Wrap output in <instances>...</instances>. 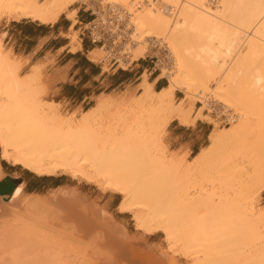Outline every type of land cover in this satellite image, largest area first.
Wrapping results in <instances>:
<instances>
[{
  "label": "bare ground",
  "instance_id": "obj_1",
  "mask_svg": "<svg viewBox=\"0 0 264 264\" xmlns=\"http://www.w3.org/2000/svg\"><path fill=\"white\" fill-rule=\"evenodd\" d=\"M140 1L0 0V17L7 14L16 21L30 19L43 25L56 23L73 4H85L100 18L117 24L116 29L110 24L117 38L111 50L99 46L89 53L90 59L99 60L98 52L103 51L106 57L116 56L126 70L124 58L131 65L152 53L163 68L161 77L168 81L156 90L155 82L144 76L138 97L117 101L118 97L104 95L80 119L74 114L65 117L60 104L43 99L48 87L39 66L23 72L20 58L4 48L0 37V179L4 177L1 161L40 177L69 175L102 192L121 195L118 211L132 216L136 230L164 234L169 251L180 247L182 257L193 264H248L245 252L239 259L231 257L237 250L231 246V233L237 232V221L241 232L264 240V213H256L253 206L258 191L264 190V0H158L160 5L147 0L145 6ZM76 14L71 11L67 18L74 23ZM70 40L71 50H78L77 37ZM166 49L171 58L163 63L159 54ZM170 60L172 70L165 69ZM212 83L216 87L210 91ZM177 91L185 96L176 104ZM192 98L207 103V114L213 112L212 104L241 119L232 128L211 132L209 145L186 165L167 155L161 133L174 120L195 124ZM112 105L130 108L135 117L103 134L94 123ZM208 166L235 171L234 176L243 174L242 168L252 173L243 175L248 181L225 180L233 195L218 201L220 205L214 207L222 210L217 212L211 209L212 200L208 205L203 200L205 188L191 178ZM21 194L18 186L7 201L0 199L4 225L0 264H181L156 243L131 239L125 224L74 189L59 187L48 197ZM227 202L236 203L226 216ZM201 215L204 220L199 224ZM38 228L98 248L102 257L67 252V246L52 248L50 237ZM200 251L204 259L197 255ZM249 253L257 264L264 262V245Z\"/></svg>",
  "mask_w": 264,
  "mask_h": 264
},
{
  "label": "crops",
  "instance_id": "obj_2",
  "mask_svg": "<svg viewBox=\"0 0 264 264\" xmlns=\"http://www.w3.org/2000/svg\"><path fill=\"white\" fill-rule=\"evenodd\" d=\"M80 9L81 7L77 10L78 23L88 22L91 19L90 15L84 9L82 11ZM71 25L69 19L62 17L56 23L47 25L23 19L3 24L0 31L6 50L20 58L24 65L23 69H30L34 65L42 68L44 82L48 87V101L56 102L73 111L89 110L96 105L99 97L104 95L114 97L117 94L132 92L141 83L138 82L149 70L148 67L141 69L139 64H134L130 70L118 68L105 70L103 65L90 59L89 53L95 48L85 36L80 35L78 39L80 45L75 44L78 50L73 52L71 40L67 37L72 29ZM151 82H155L156 90L165 87L158 78ZM210 131L209 124L201 119L192 126H184L174 120L167 129L170 150L188 149L190 156L194 157L206 147ZM1 164L4 177L0 183L9 184L13 189L18 185L22 186L24 195H48L52 190L63 186L74 188L62 180L64 176H34L35 174L20 166H13L5 161ZM10 194L9 191L0 192V198L7 201ZM119 197L117 194L104 193L101 202H104V207L116 202L118 210L121 202Z\"/></svg>",
  "mask_w": 264,
  "mask_h": 264
},
{
  "label": "rangeland",
  "instance_id": "obj_3",
  "mask_svg": "<svg viewBox=\"0 0 264 264\" xmlns=\"http://www.w3.org/2000/svg\"><path fill=\"white\" fill-rule=\"evenodd\" d=\"M142 1L143 2L140 1L142 3L141 6H145V5L148 4L147 0H142ZM153 1L155 3L158 2V0H153ZM140 2L137 4V6L140 4ZM210 2H209V4H210ZM159 3H161V1H159L158 4ZM162 3H163V1H162ZM80 7H81V9H80L81 11L85 8V6H83L82 3L73 4L61 17L62 18H67V15L71 11H74V10L77 11ZM138 8H141V7L138 6ZM77 14H78V11H77ZM77 14L74 16V20H75L74 23H73L72 20H70L72 22L71 27L72 26L73 27H72V29H70V34L67 37L69 39L73 38V37H77V41H78L80 35L82 36L83 28L78 23ZM13 20H15V18H12L11 16H9L7 14H2L1 17H0V31L2 30V25L3 24L9 23V22H11ZM21 20H23V18ZM27 20H29V19H27ZM80 28H82V29H80ZM77 29H78V31H77ZM0 36H2V34ZM3 43H4V40H3ZM94 48H95L94 50L96 52L99 49L97 47H94ZM5 49H6V47H5ZM155 52L156 51H153V53H155ZM98 53H100L101 58L99 60L95 59L94 61L96 63H99V64L103 65L105 70H107L109 68H118L119 70H124L120 66L119 62L114 64V61H111V59H106L105 58L106 54L103 51L98 52ZM151 55H152V53L148 54L145 58H141L139 61H135V62L131 63V65L129 64V60L128 59H126V58L123 59V63L127 66L126 70H130L134 66V64H139L140 65L139 67L141 69H142V67H148L149 70L146 71L143 74L142 79L138 82V83H140V82L141 83L138 86H136V88L132 92H126V93L114 96V99H116L118 97L116 100L120 101V99L123 100V98L132 99L133 97H138L141 94V92H142L140 90V87H141V84L144 81V79H143L144 76H148L149 82L154 81L155 78H158L159 81L163 82L165 86L168 85L167 78L166 77H161L162 76L161 70L163 68L160 65L157 66L156 58L152 57ZM169 55H170V52L168 53V50L166 49V51L164 50L163 53L159 54V58H160L159 60H163V63H165L164 62L165 61L164 58H166V57H168V59L171 58V56H169ZM171 64L173 66V62L172 61H171V63L169 62L167 66L165 64H163V65H165V67L164 66L163 67L165 69L168 68V70H172ZM39 69L42 71V68L40 66H39ZM29 70H31V68L30 69L26 68V69L23 70V72H27ZM42 73H43V71H42ZM43 78H44V74H43ZM150 79H151V81H150ZM151 83H154V82H151ZM215 87H216V84L212 83L210 85V91L213 90ZM155 89H156V87H155ZM125 94H126V96H125ZM206 95L207 96H205L206 97L205 99L209 100V98H211L210 94H206ZM130 96H132V97H130ZM184 96L185 95H184V93L182 91H177L176 94H175L174 102L176 104L179 103V101ZM43 99L47 100L48 99L47 95L45 97L43 96ZM190 100L192 101L193 106H194V111L192 113V118L193 119L197 118V120L201 119V120L207 122L209 124V126H210V129H211L210 133L211 132H218V131H220L222 129H225V128H230V127L232 128L236 124L240 123V119L241 118L239 116L238 117L235 116L234 115L235 113H233V112L231 113L232 116L230 115V117L232 119V120H230L231 123L230 122H229V124L222 123L219 120V118H216V117H217L218 114L222 115V112L220 111V109L222 110L223 107L218 106V107H216L215 112L207 114V110H208L207 103H206V106H205L204 104H201L200 102H198V100H196V98H192ZM124 107H125V109H124ZM200 108H202L201 112L198 113ZM129 109L130 108H128L126 106H118V105H116V107H115L114 105H112L109 108L105 109L102 112V114H100V116L95 120L94 124L96 126H98V130L101 131L103 134L113 132L118 125H121V124H123L125 122L129 123V121L131 122L134 119L135 114ZM61 111H62V113L64 114L65 117H69L70 115L72 116L74 114L76 116V118L80 119L82 114L85 111H87V110L73 111V110H70V108H66V107L62 106L61 107ZM129 111L131 113H129ZM222 111L224 112V115H229V113L226 112L224 109ZM121 117L124 118V119H122ZM184 126H192V124L184 125ZM167 129L161 133L164 145L166 146L167 155L169 157L175 156L179 160L181 159L182 161H184L185 164L187 165L189 162L192 161V159L195 156L194 157L190 156V154L188 152V149H184V148H180L178 150L171 151L170 147H169V144H168V141H167ZM209 143H210V141H209V137H208L207 142H206V147L209 145ZM0 153H1V148H0ZM1 163H2V161H1ZM1 166H2V164H1ZM210 167L211 166H208L207 168L204 167L206 169L202 168L203 171H202V169H199L197 171V173H194L195 175L191 174L192 176H194V177H191V178H193V180H195V182L197 183L198 186H200L202 188H205V190H203L204 192H202V193H204L202 196H205V197H203V200L206 202L207 205L212 200V202L210 204L211 205V209L217 203H218V205H220L219 202H218L219 200H225L226 198H231V195H233V192L230 189V185L229 186L226 185L227 183L225 184V182H226L225 180H231L232 178H235V180H237L240 183V182L249 180L248 176H247L248 177L247 178V177H245L243 175H249V176L252 175L251 170H249V172H247L248 173L247 174L245 172L246 169H243V168L242 169L239 168L241 171H243V174H242V172L241 173L239 172L237 174V176H234V174L236 173L235 171H233L231 173L228 170H220L218 168L215 169V168H213V166L211 168ZM34 176H36V175H34ZM55 176H64V177H62V180H64L65 182L69 183L71 186H74L73 189L77 190L82 195L86 194L84 196L87 197L88 199L90 198L89 199L90 201H92V202L96 201L95 203H97V204H99V205H101L103 207H104V202H101V200L103 198L104 193H109L111 195H115L116 194V193H113V192H102L97 186L92 185V184H87V183L79 181V180H74L69 175H66V174L58 173ZM194 178H196V179H194ZM0 180H2V178ZM223 183L225 184L226 188L222 187ZM17 187H15V188H17ZM234 187H236V185H234ZM48 195H45V196L48 197ZM117 195H119V194H117ZM21 196L25 197V196H29V195H24L23 192H22ZM119 196H120L119 197L120 200L122 201V199H123L122 196L121 195H119ZM206 197H208V199ZM211 197H212V199H211ZM213 198H214V200H213ZM91 199H93L95 201H93ZM220 203L222 205L224 204L223 202H220ZM227 203L228 204L230 203L229 204L230 206L228 205L229 207L223 206V208L226 211V212L224 211V214L226 213V216H227V214H231V212H233V207H234L233 205L236 202H227ZM253 206L256 209V213H258V214L259 213H264V190L263 189H260L258 191V193L256 194V196L254 197ZM105 208L107 210L109 209L108 211L113 214L116 222H120L122 224H125V226L127 227L128 232L130 234L129 236L131 237V239L133 238V239H135V241L143 242V243H147V244L157 243V245L160 247L161 251L167 252L170 256L174 255L173 257L176 260V262H179L181 264H193L194 263L193 260L185 259V258L182 257V255L179 253V252H181V251H179L180 247H179V249H177L178 246L174 247L176 250H174V248H173V250L169 251V243L166 241V238H165L164 234L157 233V234H154V235H146L145 233L136 230L134 222L132 220V216L129 215V214L121 215L119 213V211L116 209V202H114L113 204H110L108 206L105 205ZM217 209L220 210L221 207H218ZM217 209H216V212L218 211ZM209 211L211 212V210H209ZM221 212H223V211H221ZM204 214L205 213L202 212V215H204ZM224 214H222V215L224 216ZM202 215L200 217V220L197 221V223H199V224L203 223L204 217H202ZM215 215H217V214H215ZM226 216H224L223 218L226 219L227 218ZM2 222L3 221L0 220V228H1V226L4 227ZM234 225L236 226V231L237 232L231 233V235H233V237H234L233 240H232L231 246L236 245V249L237 250H233L231 257L234 258V259H239V258L242 257L241 255H243L242 252H245L244 255L248 256V264H257L255 259L254 260L250 259V253L249 252L252 251L255 247H259V246L262 247L264 245V240L262 238H260V239L256 238L255 234L252 235L251 232H241V229L237 226V221H235ZM37 230L42 235H44V236L46 235V236L50 237L51 241L49 243V246L52 247V248H55V249H59L60 248L61 249L60 246H62V247H66L67 246V247H69V248H66L67 252L69 251V249L73 250V251L74 250H78V251H81V255L89 254L90 258H92V257L94 258V257H98V256L102 257L101 250H99L98 248H93V247H89V246L87 247V245H78V243H76V242H71L64 235V233H62V236H57V234L53 235L52 232H50L48 229H45V228H40V229L38 228ZM207 243H208V241H207ZM204 247H206V246H204ZM227 247H229V245ZM201 249H202L201 251H203V248H201ZM205 250H207V249H205ZM205 250H204V252L206 254ZM223 250L225 251V249H223ZM198 251H199V249H198ZM201 251L197 255H199V256L201 255L200 258L204 259L202 257L203 253H201ZM225 253H224V255H225ZM228 253H230V252H228ZM228 253H226V255H229ZM72 254L74 255L75 253L74 252L69 253V255H72ZM89 255H87V257H89ZM206 256H207V254H206ZM258 264H264V262H261V263H258Z\"/></svg>",
  "mask_w": 264,
  "mask_h": 264
},
{
  "label": "built area",
  "instance_id": "obj_4",
  "mask_svg": "<svg viewBox=\"0 0 264 264\" xmlns=\"http://www.w3.org/2000/svg\"><path fill=\"white\" fill-rule=\"evenodd\" d=\"M85 6L84 11L88 13L91 17V19L88 22H80V26L83 28L82 35L85 36L90 43L94 47H105V51H110V46L113 45L114 42H117L116 35L111 33V26L110 24H113V29H116V22L113 21V19L106 18L105 20L103 17H99L98 15L95 14L93 10L87 9V5L82 4ZM80 28V29H82ZM110 31V32H108ZM107 46V47H106ZM107 59H111V61H114V64L118 63V59L116 56L110 54L107 55ZM156 58V57H154ZM157 62V58H156ZM157 64V63H156ZM211 110L215 112L216 107L212 106L211 104ZM216 118H219V120L222 123L229 124L231 117L229 115H217Z\"/></svg>",
  "mask_w": 264,
  "mask_h": 264
},
{
  "label": "water",
  "instance_id": "obj_5",
  "mask_svg": "<svg viewBox=\"0 0 264 264\" xmlns=\"http://www.w3.org/2000/svg\"><path fill=\"white\" fill-rule=\"evenodd\" d=\"M14 189L11 188V186L9 184H4V183H0V192H8L12 193Z\"/></svg>",
  "mask_w": 264,
  "mask_h": 264
}]
</instances>
